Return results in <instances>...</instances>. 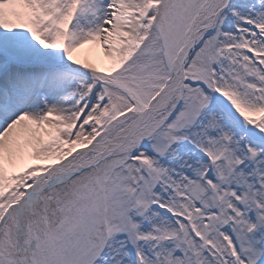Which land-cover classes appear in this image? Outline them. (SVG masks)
Listing matches in <instances>:
<instances>
[{
	"label": "snow or ice",
	"instance_id": "1",
	"mask_svg": "<svg viewBox=\"0 0 264 264\" xmlns=\"http://www.w3.org/2000/svg\"><path fill=\"white\" fill-rule=\"evenodd\" d=\"M0 264H264V0H0Z\"/></svg>",
	"mask_w": 264,
	"mask_h": 264
},
{
	"label": "rangeland",
	"instance_id": "2",
	"mask_svg": "<svg viewBox=\"0 0 264 264\" xmlns=\"http://www.w3.org/2000/svg\"><path fill=\"white\" fill-rule=\"evenodd\" d=\"M107 64V61L104 62V65H101V67H104Z\"/></svg>",
	"mask_w": 264,
	"mask_h": 264
}]
</instances>
